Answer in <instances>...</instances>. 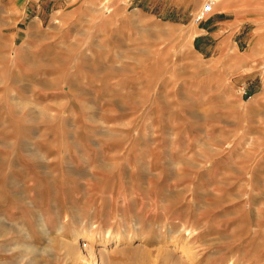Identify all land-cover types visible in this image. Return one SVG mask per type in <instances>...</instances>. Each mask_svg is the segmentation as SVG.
I'll list each match as a JSON object with an SVG mask.
<instances>
[{
    "label": "rangeland",
    "instance_id": "obj_1",
    "mask_svg": "<svg viewBox=\"0 0 264 264\" xmlns=\"http://www.w3.org/2000/svg\"><path fill=\"white\" fill-rule=\"evenodd\" d=\"M203 1L0 0V264L74 231L155 264L181 225L196 264H264V0Z\"/></svg>",
    "mask_w": 264,
    "mask_h": 264
},
{
    "label": "bare ground",
    "instance_id": "obj_2",
    "mask_svg": "<svg viewBox=\"0 0 264 264\" xmlns=\"http://www.w3.org/2000/svg\"><path fill=\"white\" fill-rule=\"evenodd\" d=\"M227 5H228V0H222L219 3L218 8L220 7V9H223L225 11V8ZM119 149L120 151H122V153L125 152L126 155H123V156L120 155L117 157H113L112 160L117 164H118V161L120 163H123V159L127 158L128 154L133 153V150L126 148V146H120ZM106 179H107V182L103 183L105 186L103 185L104 187L102 186L103 188L99 190V192L98 191L94 192L97 196V201H95V204H97L98 202L105 201L108 194H110V192H112L115 188L119 187V184H118L119 182L115 174L111 173L107 175ZM121 188L123 190V186H120V189ZM122 196L123 194L121 195V197ZM128 197H131V196H128ZM103 203H106V201ZM193 232L194 230H192V228H186L184 225H181L175 231H172L171 232V237H172L171 244L173 245V248L172 249L167 248L169 251H167L166 249L165 251L158 249L157 253L154 255L153 262L155 264H157L160 261H162L163 264H196L198 255L196 254V251H194V248H195L194 245L196 244L197 239L193 238V234H192ZM120 239L121 237L117 236L116 243L119 242ZM62 243H63V247L65 250V255L68 261L70 262V264H110L111 263V261H109L108 253L106 252V248L110 244V239L108 238H105V240H103L99 244V248L95 249L94 240H93V236L91 235V232L89 235L87 234V232L83 234H79V233H75L74 231L72 234V239L70 241L65 240Z\"/></svg>",
    "mask_w": 264,
    "mask_h": 264
},
{
    "label": "built area",
    "instance_id": "obj_3",
    "mask_svg": "<svg viewBox=\"0 0 264 264\" xmlns=\"http://www.w3.org/2000/svg\"><path fill=\"white\" fill-rule=\"evenodd\" d=\"M221 1L222 0H204L201 7L193 15V22L199 25L206 19H209L218 8Z\"/></svg>",
    "mask_w": 264,
    "mask_h": 264
}]
</instances>
